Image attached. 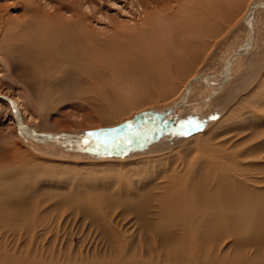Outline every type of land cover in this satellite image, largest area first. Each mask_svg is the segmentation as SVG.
Returning <instances> with one entry per match:
<instances>
[{
  "label": "rangeland",
  "instance_id": "rangeland-1",
  "mask_svg": "<svg viewBox=\"0 0 264 264\" xmlns=\"http://www.w3.org/2000/svg\"><path fill=\"white\" fill-rule=\"evenodd\" d=\"M222 1H217L214 6L217 13L210 11L209 14L208 10L204 9L206 4L197 3L196 0L194 4H197L195 5L197 9L191 8L190 11L188 10L190 8H178L172 0H165L174 8L173 15L166 17V24L171 26L169 30H164L168 39L180 38L183 41L186 35L194 36V32L197 31V28L192 26L194 21V23L198 21L196 25L201 23L198 28L209 32L204 38L205 45L203 44L202 49L200 48L195 56L187 55L184 58L182 64L184 66L179 74L173 75L169 85L162 91L140 85L122 86L126 81L132 82L131 77L138 70L136 65L138 63L135 60L140 56L138 50L142 44L136 43V38L129 39L134 40L135 44L126 46L115 41L121 38V34L120 37L117 36L118 33L129 34L138 31L137 27L141 25L144 16L141 3L149 5V0H0V16L5 13L0 17L1 20L8 14L14 17L20 13V7L24 5L37 7V11L40 12L41 9L52 11V7L57 8L63 3L71 8L74 20L86 19V24L91 30L104 34L107 40L117 42L118 45L111 52L107 50L105 64L99 66L101 69H92L94 75L83 69L74 71L72 68L60 67L55 70L57 73L50 72L40 80L39 77L32 80L30 84L33 85L29 84L30 87L14 74V68L17 65L24 67V62L17 55L13 60L9 51L0 50V96L16 104L20 120L37 133L61 141H77L78 144L84 143V140L90 137L88 133H97L101 136L105 133L113 134L140 112L158 114L166 106L179 101L181 98L179 92L183 84L193 76H208L211 84L218 85L221 79L217 76L222 71V60H225L233 50L243 49L246 44L247 34L241 24L242 13L250 3L264 4V0ZM151 9L147 7V10ZM223 9L225 11L228 9L227 14ZM62 13L65 16L72 14L63 11ZM249 19L254 41L243 56L231 60L229 80L225 85L216 90L204 89L202 85L192 86L189 100L181 110L171 112L165 120L158 123L150 119L141 120L126 136L118 134L103 140L86 142L80 147L57 148L21 133L18 124H15L9 114L11 111L9 105L0 100V158L12 160L7 164L9 169L6 167V171L11 174L10 171L14 172V168L25 167L29 173H38L37 179L32 180L28 188V191L35 193L37 198L48 194L50 196L62 194L69 198L70 192H73V196L80 195L75 187L76 182L82 183L83 192L91 188L108 190L121 187L122 196H126L125 188L130 187L135 191L136 184H144L140 189L154 188L153 192H158L159 189L156 191L154 186H161L158 183L162 182L160 178L165 174L161 167L169 164L171 169L172 165L176 167L182 160L189 162L197 158L200 143L198 139L208 136V132L217 126L218 122L221 123L223 118L225 119L221 124L223 127L219 131V136L215 134L212 144L224 142L226 139L228 147L231 138L236 137L238 140L241 135L237 132L242 131H245L247 136L243 147L253 144L256 139L253 137L254 134L250 133L255 129V122L264 123L263 98L262 103L260 102L262 105L259 106L263 117L260 116L258 120L252 119V112L249 111L254 105L249 103L250 96L255 91L253 89L264 82V11L259 9L252 11ZM19 21L17 20L18 24L23 22ZM160 21L162 23H157V26L165 22ZM1 24L2 22L0 28H4ZM4 41L3 33L0 31V48ZM140 49L144 53L141 47ZM159 49L154 52L159 53ZM162 50H165L163 46ZM148 53L151 56V52ZM119 55L127 57V63L121 60ZM55 65L56 63L53 64ZM260 77L262 81L258 82ZM24 78L27 79L26 76ZM45 81L52 84L46 86ZM134 81L137 79L134 78ZM250 86L253 87L250 89ZM118 92L121 95L119 98ZM244 108L250 113H244ZM236 112L237 115L242 112L238 115L239 119H236ZM244 114L247 118L243 117ZM232 146L233 143L230 147ZM226 147L223 146L222 149L227 150ZM14 157L15 159H12ZM48 198L41 208L44 209V213L40 212V221L44 219L42 223L44 228L37 227L34 231L30 229L28 234H25L22 228L0 234V258L3 257L9 263L15 264H112L113 259L114 264H117L133 256L137 258L136 261L141 262L139 253L144 249L146 254L143 260L149 263L152 258L157 264L156 255L159 253L161 257L163 254L158 242L156 241V246L152 243L151 232L138 231L132 215L125 218L119 231L115 228L113 230L96 228L94 223L84 220L81 215L75 218L73 215L63 216L65 204L56 208L55 202L60 198ZM93 202L97 203L98 199ZM47 209L49 215L46 214ZM245 238L247 239L235 241L233 245L232 239H226L224 241L226 244L221 243L222 250L212 248L209 250L215 258L222 254L224 259L218 262L221 264L248 259L247 253H251V250L264 248V242L255 241L252 239L253 236L246 235ZM127 245L129 247H126ZM146 249H149L151 257ZM260 253L261 251H258L256 256L248 260L256 261Z\"/></svg>",
  "mask_w": 264,
  "mask_h": 264
},
{
  "label": "bare ground",
  "instance_id": "bare-ground-1",
  "mask_svg": "<svg viewBox=\"0 0 264 264\" xmlns=\"http://www.w3.org/2000/svg\"><path fill=\"white\" fill-rule=\"evenodd\" d=\"M172 1L175 5H178V8H190L188 9L189 11L191 8L197 9V4H194L195 0ZM196 1L197 3H205L204 9L208 10L209 14L210 11L212 13L215 12V14L217 13L214 7L217 1L223 2L222 0ZM169 2H167L169 5L165 0H149V5L142 2L144 16L141 19V25L139 24V27H137L138 31L135 33L130 32L132 34H117L118 37L121 36V38L115 39L118 43L121 42L125 46L135 44L133 41L136 38V43L142 44L140 47L144 53H147V55L142 53L139 47L140 56L138 60H135L138 63L136 64L138 70L134 75L135 77H131L132 82L127 83L128 81H126L122 85L123 87L130 84V86L140 85L149 89L154 87L163 91L173 79L172 76L179 74L180 69L184 66H182L184 58L187 55L195 56L199 49H202L205 45L204 38L208 35L209 30L206 32V30L198 28V26H201L200 22L199 25H196L198 21L196 23H194L195 21L192 22L193 28H197V31L194 32L193 30L194 36L190 34L189 36L191 37L189 38L186 35L183 41L180 38L177 40L168 39V36L164 34V30H169L171 26L170 24H166V17L173 15L172 9H174ZM256 4H259V2L248 4L242 13L241 24L247 34L246 44L243 49L239 51L233 50L229 53L230 55L225 59V67L223 66L225 60H222V71L217 76V78L221 79L218 82L220 86L211 84L212 82L208 79V76H193L183 84L181 92H179L181 93L179 101L166 106L158 114L148 111L140 112L132 117L131 121L123 126V128L121 127L115 133L112 132L113 134L107 135L105 133L103 136H90L84 140L85 142L83 141L84 143L79 144L77 141H61L49 135L35 132L20 120L16 104L6 97L0 96V100L5 101L9 105L11 110L9 114L12 120L16 122L14 123L18 124V129L21 133L23 132L35 140L43 142V144L47 143L57 148L80 147L83 144L85 145L86 142L103 140L113 135H129L131 130L141 120L150 119L158 123L165 120L171 112L181 110L189 100L192 86L202 85L204 89L216 90L227 83L230 75L231 60L243 56L254 41L253 28L251 27L249 16L254 10L259 9L264 11L263 8L256 6L250 8L251 5ZM193 5L196 6L194 7ZM26 6H28V3ZM148 6L152 9L147 10ZM36 8L30 5L25 7L24 5L20 7V13H17L14 17L9 16L7 13L8 15H6L4 20L0 18V23L2 22L1 26L3 25L4 27L0 28V31H2L5 39L0 50L9 51L13 60L17 55L24 62L25 66L19 67L17 65L14 68L15 73H13L24 81L27 86H29L32 80H37V77L40 80L50 72L57 73L55 70L60 67L72 68L74 71L83 69L94 75L92 69H101L99 66L105 64L107 50L111 52L118 46L117 42L107 40L104 34L96 33L93 29L91 30L88 24H86V19L74 20L71 8L69 9L63 3L59 4L57 8L52 7V11L41 9L39 12ZM13 9L16 10L15 7ZM62 11L66 13L71 12L72 14H70L71 16H65ZM227 12L228 9L225 13L227 14ZM78 13L80 12L78 11ZM17 20H23V22L19 21L20 23L18 24ZM160 20H164L165 22L161 26L159 24L157 26V23H162ZM249 28L251 33L249 32ZM119 34L121 35L119 36ZM129 39L134 40L130 41ZM162 46L165 49L164 51L162 50ZM158 49L159 53L154 52L158 51ZM167 49L170 52H166L168 51ZM188 49L191 51L190 53H188ZM148 52H151V56ZM156 54L159 56L157 57ZM118 57L127 63V57L123 58L121 55ZM12 58H9V60ZM54 63H56L55 66H53ZM25 76L27 79L24 78ZM134 78L137 81H134ZM257 81H262L261 77ZM45 83L44 85L46 86L52 84L50 81H45ZM108 83L112 82L108 81ZM252 87L250 86V89ZM253 91L254 94L250 96L249 103L250 105H254L250 107L249 111L254 116V118L251 116L252 119L257 118L258 120L262 116V110L259 106L264 99V82L257 87L255 86ZM118 94L119 98L121 96L120 92ZM11 105L14 108V114ZM234 109L236 110V108ZM245 109H243V112ZM249 111H245L244 113L248 114L250 113ZM238 115L236 112V119H239L240 116L238 117ZM243 117H245V114ZM223 120L225 121L224 118ZM222 122H218V125L215 123L217 126L208 132V136L198 139L200 143L198 146L199 156L197 158L189 162L182 160L178 162L176 167L172 165L171 169L169 164L163 165L164 168L161 167L166 176L164 173L163 177L158 175L163 182V184L162 182L158 183L161 186H154L156 191L159 189L158 192H153L154 188L150 190L140 189L144 184H136L137 190L135 191L131 190L130 187L125 188L126 196H122L123 190L121 187L108 190L91 188V190L88 191L86 189L87 191L83 192L82 183L76 182L75 187L80 195L73 196V192H70V197L66 198L62 194L55 196L51 194L50 196L46 192L48 195L44 193L45 196L42 195V198H40L41 196L37 198L34 195L35 193L32 194L28 191V188L31 181L37 179L38 173H29L25 167H16L13 169L14 172L10 171L11 174H9L5 168L12 160H5L1 157L0 234L9 230H19V228H22L26 234L30 229L34 231L37 227L44 228V225H42L44 219L40 221V212L44 213V209L41 210V208L49 200L48 197H57V199H60L55 202L54 206L59 208L65 204L63 216L65 214L67 216L73 215L75 218L81 215L84 220L94 223L93 225L96 228H108L111 230L115 228L119 231L125 218L128 215H132L133 220H135V226L139 229L138 231L151 232L153 234L152 243L156 246L157 241L161 247L163 254H161V257L159 253L156 255L157 264H218L224 257L222 254L217 256V258L213 257L209 249L222 250L221 243H225L226 239H232L233 245L236 243L235 241L247 239L245 238L246 235H250V237H254L252 239L255 241L264 242V123L255 122L254 130L256 131L253 132V130L250 133L254 134L253 137L256 139L253 144L250 143L251 145L243 147L247 136L245 135L246 132L242 131L241 133L237 132L241 137L238 140L236 137L231 138V141L228 142L229 146L226 147L227 141L225 138L228 135L224 138V142L211 143L215 140V134L219 136V131L223 127L221 125ZM224 126H226V123ZM231 133L233 134V132ZM206 137H209V139ZM232 143L233 146L230 147ZM223 146L227 150L222 149ZM12 159H15V157ZM97 199L98 202L94 203L93 200ZM105 209L107 211H103ZM48 211L47 209L46 214ZM49 225H52L51 222ZM126 247H129V245ZM146 250H148L149 255V249ZM256 250L253 249L250 251L251 253H247L249 255L248 259H250L256 256L258 251H261L256 261L243 258L234 263L223 262L221 264H264V255H262L264 248ZM129 251L131 250L129 249ZM145 254L144 249L140 250L139 258L142 260L141 262L136 261L137 258L133 256L117 264H155L152 258H150L149 263L143 260ZM151 256L149 255V257ZM0 263L15 264L14 262L9 263L3 257L0 258ZM112 264H114V259L112 260Z\"/></svg>",
  "mask_w": 264,
  "mask_h": 264
},
{
  "label": "water",
  "instance_id": "water-1",
  "mask_svg": "<svg viewBox=\"0 0 264 264\" xmlns=\"http://www.w3.org/2000/svg\"><path fill=\"white\" fill-rule=\"evenodd\" d=\"M258 7V8H263L264 9V4H261V3H259V4H256V5H251L250 6V8H253V7ZM247 27H248V25H246ZM249 32L251 33V30H250V28H249ZM241 53V52H240ZM224 67L226 66V60H225V62H224V65H223ZM11 109H12V112H13V114H14V108L12 107V105H11ZM15 116V115H14Z\"/></svg>",
  "mask_w": 264,
  "mask_h": 264
},
{
  "label": "snow or ice",
  "instance_id": "snow-or-ice-1",
  "mask_svg": "<svg viewBox=\"0 0 264 264\" xmlns=\"http://www.w3.org/2000/svg\"><path fill=\"white\" fill-rule=\"evenodd\" d=\"M192 123V122H190ZM198 127V125H196ZM89 136H92V135H98L97 133H88Z\"/></svg>",
  "mask_w": 264,
  "mask_h": 264
}]
</instances>
